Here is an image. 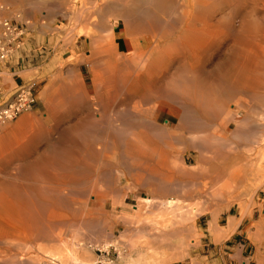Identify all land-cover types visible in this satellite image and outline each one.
Returning a JSON list of instances; mask_svg holds the SVG:
<instances>
[{
    "label": "bare ground",
    "instance_id": "1",
    "mask_svg": "<svg viewBox=\"0 0 264 264\" xmlns=\"http://www.w3.org/2000/svg\"><path fill=\"white\" fill-rule=\"evenodd\" d=\"M141 2V6L138 4L139 6L136 7H139L142 18H137V15L134 16V13L132 14V12H134V4H128L126 0L118 1L117 3L107 2L104 5L105 9H112L113 11L115 9L117 11V15L114 17L115 22L110 26V29L104 30L101 28L99 30L102 31L98 34L90 30V28L77 29L73 38L76 36H83V47L89 48L87 52L88 55L83 54L79 57L81 59L79 63L81 61H84V63L87 61L88 64L90 63L89 69L93 74L90 93H88L86 85L81 80L77 82L79 83L77 89L75 87L72 88V90L74 89L73 92L78 93V95L80 94L79 92H81L82 95L81 102L77 101L80 100V98L74 99V103H78V107L76 106V108H73L74 105H72L73 107L70 105L69 108L72 110H60L59 112L55 111L52 114L50 113L51 115H49L45 121H50L51 116L54 124L47 127L42 126L41 120H33L34 118L31 119L30 116L29 119L27 117L28 115H26L21 117V122L18 127L15 126V129L9 130L11 126H5V130L3 133L1 132L0 264H34L33 255L31 254L32 256H30L28 251L25 253L21 251L24 249L29 250L27 244L29 245L34 236L39 235V233L41 234L40 230L42 225H45L44 227L48 229L49 225L47 227V224L44 222L45 219L47 221L50 220V225H55V219L64 217V214L67 213L66 211L70 213L72 211L71 207H73V211L76 209L73 205H68V198L65 199L67 201L65 205L63 203L64 201L62 202L60 200L64 197L62 195L60 197V194L66 189L63 188L66 187L63 185L68 184V181L74 176L76 177V175H78L76 173H79L78 171L82 173L85 166L90 167L91 164L93 165L96 159L110 161L115 154H119L121 158H128V161L131 159V165L127 166L130 171L135 170L133 178L137 177L136 180L138 178H143L141 172H144V176L152 180L155 179V182H159V179L157 180L156 178L159 174H163L166 175L164 176L165 184L171 185L174 182L173 179L176 174H180L182 177L184 175L187 177L191 175V178L192 176L196 178L199 175L197 179H199L200 175H206L208 177L210 172L206 173V170L213 166V164L210 166V160L225 159V157L228 159L229 157V153H226L227 156L224 155L225 152L223 153L226 149L225 145H227V133L230 132L234 136H237L238 133L241 134L242 131L238 132V128H243L241 125L253 126L254 129L258 128L260 132L256 131V129L254 131L250 130V127V134L251 136L256 135L253 137H259L258 139L264 142V0H145V2ZM85 4L87 5V1ZM67 5L65 16L68 18L69 22L66 32L70 34L74 26L78 24L77 21L80 19L79 16L83 14V10H86L85 7L87 8L88 5L79 12L74 8L76 5L75 1L70 0ZM94 5L96 6V4ZM89 6L88 8H90ZM95 6H93V9ZM88 10L90 12L91 9ZM61 15L64 14L61 13ZM104 20H106V18ZM120 22L122 23V38L116 35V27ZM103 23L104 28H106V22ZM65 34L68 35L67 33ZM143 36H147L149 44H147V39H143ZM70 74L71 73H69V75ZM77 83L76 85H78ZM50 84L51 82L48 83L43 92L46 99L48 98L51 88ZM68 87L71 88V85ZM69 88L68 91L71 90ZM59 90L62 91L61 89ZM53 91L56 93L57 90L53 89ZM63 91L62 93L57 91L58 95L63 94ZM14 92L10 94L3 103H0V106L12 100ZM58 95L57 97H59ZM118 96L122 99V110H115L113 112L112 110H114V108L111 107V111L115 115L112 117L113 113L111 114L109 111L103 110L104 108L102 105L111 106L110 104H115L114 101L116 98H119ZM90 97L95 100V103ZM59 98L57 100H59ZM52 99L54 98L51 97V100ZM60 99L63 98L61 97ZM105 100H108L107 103H105ZM117 100L118 105L119 99ZM61 103L63 102L61 101ZM49 104L52 105V101H50ZM97 106H101L99 108L103 111L100 112V110L96 112L95 109ZM116 107L115 105V109ZM61 108H63L62 105ZM109 114L111 115L110 118ZM163 118H165L164 121H160V119ZM185 125L189 128L186 130L187 135L190 134V138H187L189 143H184L182 149L176 150V152L173 150L175 148L173 138L174 141L180 140V142L177 141V144L178 142L181 144L182 141L179 134L173 137L175 132L171 129H173L172 127L175 129H184ZM206 129H212L213 131H210L211 133L208 134L205 132ZM254 132L259 133L256 134ZM251 136H248V139L251 138L252 141L253 138ZM245 139L246 136L244 137V140ZM236 140L239 141V138ZM257 140L255 141L256 143L260 141ZM228 144L227 146L231 147L230 145L232 144L229 142ZM263 145H259L262 146L263 149L261 148V150L263 151L259 150L260 148L258 147L261 155L259 156V154H257L259 151L255 154L259 156V158L261 157L260 160L263 164H260V160L257 157H252L259 160L258 165V162H254L255 164L253 163L252 165L248 162L247 156V162L249 163L248 167L250 168V164L255 166L254 168L262 165L261 168H257L258 171L262 172L264 171ZM121 146L126 150H121ZM229 150L230 149L225 151L227 152ZM187 158L191 161L190 166H188L186 162ZM223 160L221 161L223 162ZM221 161L219 160L220 163H222ZM123 162L126 166V161L123 160ZM224 162L227 164L229 161L227 162L224 160ZM224 162L222 164H224ZM101 165L102 166H99L97 169L96 167H90L91 171H96V174L94 172L96 178L99 174L97 172L99 168L101 169L103 167L102 169H104L106 166H109V164L103 166L105 165L104 163H101ZM80 167H83L81 169L82 171L79 170ZM214 167L217 168L215 164ZM226 167L223 165L221 168H217L218 170L215 168L216 172L212 171L215 175L213 177L218 178L219 176L221 179V175L227 170ZM125 169L124 167V170ZM85 170L86 169H84V171ZM136 170H140L141 176ZM112 171L113 170H111V172ZM136 173L139 174V177L135 176ZM120 175H122V172ZM77 177L75 179H77ZM139 179L138 181L141 182ZM210 181L212 182L213 180ZM214 181L216 182V180ZM72 182L70 183L72 184ZM139 182L138 184H140ZM146 183L144 185H146ZM192 183L194 187H196H193V189L196 190L187 187L188 189L186 188V191H184V189H179L178 191V193H180L182 190L181 196L183 198H181L184 202L188 201L187 203H189V201H194L195 199L200 200V196L204 192V188L198 189L201 186H198V182L196 186L194 182ZM158 184H156L157 187ZM225 185L226 182L224 181L219 187H224ZM229 185H231L230 182ZM155 187V184H150L149 182L148 187L144 190L149 196L141 199L143 204L145 203L144 206L146 205L148 209L145 210V208V211H141V209L134 206V211H131L130 215L138 219L143 214H146V217H142L143 219H140L138 222L144 220L143 223H149L147 226L151 225L156 232L167 230L166 232L168 233L171 230L173 231L176 225L186 223L183 221H188V211L190 210L191 212L194 208L190 207V205L184 206L183 204L186 203L179 199H167L162 201L163 198L159 197V199H161V201H159L158 198L156 199L154 197L153 192L155 190H160L158 189L159 187L157 189ZM174 188L176 189L177 187ZM168 189L171 190L170 188ZM231 189L228 190V192L232 191ZM35 190L42 193L44 192L43 194L47 198L48 195L46 194L51 192L54 196V200H52L51 197L49 201L41 199L45 201L44 204L36 206L34 202L35 198L34 200L32 199L33 196H35L33 195ZM254 191L256 190L254 189ZM226 192L227 191H225V194ZM234 192L236 191L233 190V193ZM231 193L232 192H230V194ZM99 194L94 193V196L98 198L97 200L102 202V197L99 196ZM162 194L164 193H160V195ZM215 194H217L216 190ZM178 196L180 195L178 194ZM68 197L71 198L70 196ZM213 197L214 195L212 198ZM74 200L72 199L70 202L72 203ZM210 200L212 199L210 198ZM236 201L234 200L233 203L231 202L232 204L230 203L229 206L234 205L242 216V214L244 215L243 210H245V207L241 201ZM217 202L219 201L217 200ZM75 203L76 201H74L73 204ZM221 204L219 202L216 208L220 207L219 205ZM82 205L83 204H81V206ZM227 205L225 206L227 207ZM69 206H71V209L69 208L70 211L68 209ZM125 209H128V207H125ZM156 211H159V214L156 213ZM160 211H162V213ZM199 211L197 212L200 213ZM80 212L81 211H79V213ZM82 212V216H80L83 218L85 215L89 214L84 213V211ZM79 213L75 214L78 215ZM72 214L74 215V219H77L75 218L77 216L74 212H71L70 216H73ZM83 214L85 215L83 216ZM150 214L153 215L149 216ZM211 214L209 230L212 236L217 239V236L221 233H225L224 231L228 228L220 227L215 223L217 215L216 209ZM123 215L122 217L118 216L120 221L121 218L125 220L126 216L125 214ZM65 217L68 216L66 215ZM190 217H192L190 219L192 220L193 216ZM61 218L59 220H61ZM136 220L133 218V223ZM51 221L53 223H51ZM129 221H131V219H129ZM229 221H233V218ZM68 222L69 221H67V223ZM85 223L81 222L83 225ZM57 224L60 223L57 222ZM139 224L142 225V222ZM228 224L230 226L231 223L228 222ZM256 224L255 227L253 226V230L258 233L261 230H259L260 228H258ZM232 225L234 224L232 223ZM233 231L234 230H232V232ZM135 232L137 234V231ZM135 232L133 234H135ZM141 233L143 232L141 231ZM151 233L153 236L155 235L154 232ZM133 234H131V236ZM258 234L256 236H259ZM178 235H180V233ZM251 235H253V233H251ZM135 237H138V235ZM139 237V239H142L141 235ZM131 241L132 240H130V242ZM127 242L129 244V241ZM131 243L129 245L127 244L128 246L131 245L129 247L130 252L127 255L124 253L127 256V264L162 263L159 258L160 261H158L156 254H150L148 249L144 248L141 244ZM29 247L31 248L32 246L29 245ZM112 247L111 244L106 243L99 248L108 251L111 250ZM114 247L118 255L123 256L118 247ZM39 248L40 246L36 249ZM39 252L43 254L42 250H39ZM66 252L67 251H65V253ZM45 253L42 257L44 259L49 258L50 261L55 262L65 258L60 259L61 257L59 255L56 256L55 253L51 254L52 252L48 253L45 251ZM68 253L70 255L71 264H96L97 257H93L90 261L86 260L91 257V254L87 251L81 256H77V253L73 250H69ZM68 253L66 254L68 255ZM35 259L37 260V258ZM61 262L65 264L63 260ZM41 263L45 264V262L42 261ZM116 264L119 263L116 261Z\"/></svg>",
    "mask_w": 264,
    "mask_h": 264
},
{
    "label": "rangeland",
    "instance_id": "2",
    "mask_svg": "<svg viewBox=\"0 0 264 264\" xmlns=\"http://www.w3.org/2000/svg\"><path fill=\"white\" fill-rule=\"evenodd\" d=\"M14 1L15 2L17 1V2L15 3ZM68 1H70V0H34V1L33 0H0V2H1L0 3V16L8 18V19L15 21V22H23V23L27 24L26 25L27 26V32L23 38L21 51L23 52L22 54L26 53L28 56H33L32 64L28 65L29 67H26L23 70H18L15 72H11V70L8 69L5 64L0 62V103H3L7 99V97L10 94H12L18 88V86H20L22 84H33V92L35 94V102L31 106L30 109L21 112L16 118H14L10 121H4V122L0 123V126H1L0 127V134H1V132L3 133V131L5 130V128H4L5 126H8V127L11 126L12 128L10 127L9 130L15 129V126L18 127L19 123L21 122V117L26 116V115H28L27 117L29 119L31 117V119L34 118L33 120H35V119L41 120L42 121L41 124L43 127L53 125L54 121H53L51 116H50V121H45V120H47V117H49V115H51L55 111L59 112L60 110L61 111L72 110L69 108L70 105L71 106L74 105V107L72 106L73 108H76V106L77 107L79 106V105H77L78 103L77 104H76V102L74 103V99L80 98V100H77V101L81 102V98H82L81 92H79L80 94L78 95V93L73 92L74 89L72 90V88L75 87L77 89L79 87V83H77V82H79L80 80L86 85L88 93L91 92V83H92L91 81H92L93 74L89 69L90 63L88 64L87 61H85V63H84V61L83 62L81 61L79 63V61L81 60L79 57L83 54L88 55L87 52L89 51V48L83 47V40H84L83 36H80V37L76 36L74 38H73V36L76 34L77 29H79V28H84V29L90 28V30H93L97 34L102 31V30L101 31L99 30L101 28L104 30H107L108 28L110 29V26H112L113 22H115L114 17L117 15V11L115 9H114L115 12L112 9H105L104 5L107 2L117 3L118 1H123V0H110V1L109 0H71V1H75L76 5L74 6V8L78 12L81 11V9H83L87 5L88 6L90 5L89 6L90 8H88V6H87V8L85 7V9L87 11L83 10L84 11L83 14L81 16H79L80 19L77 21L78 24H76V26H74V29H73V31H71L70 34L68 32H66L68 30L67 26H68L69 20L65 16V9L68 6L67 5ZM86 1H87V5L85 4ZM127 1H128V4H131V3L134 4L133 5L134 6L133 7L134 12H132V14L134 13V16L137 15L136 16L137 18H140V17L142 18V16H141L142 13L140 12L139 7H136V6H139V5L141 6V4H142L141 1L145 2V0H140V1L139 0H126V2ZM94 4H96V6ZM93 6H95L94 9H93ZM88 9H91L90 12ZM135 10H139V11H135ZM61 13L64 15H61ZM107 14H109V15H107ZM104 17L106 18V20H104L105 19ZM108 17H109V19H108ZM100 21H102V22H100ZM103 22H106L105 25H107L109 27L106 26V28H104ZM98 23H100V24H98ZM94 24L96 25V27ZM100 25H101V27H100ZM119 25L116 27V35H119L120 38H122L123 37L122 32H121L122 23L120 22ZM89 26H91V27H89ZM65 33H67L68 35H66ZM143 39H147L146 40L147 44H149L147 36H143ZM75 65H76V67H75ZM69 73H71V74L69 75ZM72 74H76V75H72ZM55 78H56V80H55ZM74 79H75V84H74ZM10 80H11V82H10ZM49 82H51V84H50L51 88H50V91L48 94V98H50V99H48V98L46 99V97H44V95H43V92H44L45 87L48 85ZM76 83L78 85H76ZM70 85H71V88L68 87ZM68 88L72 90L73 94L71 93V90L68 91ZM53 89L57 90L60 93H62V91L64 90L63 94L66 93L65 95H68V94L69 95L68 96H65L63 94L58 95V92L56 91V93H55V91H53ZM59 89H61L62 91H60ZM42 95L44 98L42 97ZM57 95L60 98L62 97L63 99H60L59 97H57ZM51 97L54 98L55 100L54 99L51 100ZM68 97H70V98H68ZM118 97L119 98H116V100L119 99L118 105H117L118 100H117V102L115 100L114 101L115 104L112 103V104H110L111 106H107L104 104V105H102L104 109L103 108L102 109L109 111L111 114L115 110L116 111L122 110V104H121L122 99L120 96H118ZM58 98H59V100H57ZM91 99L93 100V98H91ZM49 100L52 101V105L49 104L50 103ZM60 100L63 103H61ZM93 101L95 103V100H93ZM107 101L108 100H105V103H107ZM109 101H111V100H109ZM71 103H74V104H71ZM61 105L63 106L64 109L61 108ZM115 105L117 106L116 109H115ZM118 106H119V108H118ZM99 107H101V106H97V108L95 109L96 112H99L101 110V108H99ZM111 107L114 108V110H112ZM59 108H61V109H59ZM103 110H101L100 112H102ZM114 116L115 115L113 113L112 117H114ZM110 117H111V115L109 114V118ZM164 119L165 118L160 119V121H164ZM186 126L187 125L184 126L185 127L184 129L183 128H176L175 129L174 127H172L173 129H171L172 131H174L176 133V135H175V133L173 134V137L178 136L177 134H179L180 135L179 137H181V141H182L181 142L182 146H181V144H179L180 140H177V141H179L177 144V141H174V138H173V144L175 145L174 146L175 148L173 149L174 151H176V150L178 151V150L182 149L184 143H189L187 138H190V136H189L190 134L187 135V131H186L189 128ZM241 126H243V128H241V127L238 128L239 129L238 132L242 131L241 134L238 132L237 133H238V135L240 134L242 136L239 135L240 136L239 137L238 135L234 136L230 132H229L230 135H229V133H227V135H228V136H226L227 145H229L228 142L232 145H230L231 147L225 145V147H226L225 150H228V149H230V150L226 152L224 150V148H225L224 147L223 153L225 152L224 155H226V153H229L228 156L230 158L229 157H228V159L226 157H225V159L224 158H221V159L218 158L220 161L224 159L225 161H227V162L229 161V162L226 164L223 160L224 164H222L223 163L222 161H221L222 163H220L219 160L216 159L217 160L216 161L215 159H212V160H210V166L212 164H213V166H211L210 169L208 168L206 170V173L207 172L212 173V171L216 172V170H215L216 167H214V164H215V166H217L218 169L221 168L223 165H224V167H226V165H227L226 169L228 171L226 170V172L223 175H221V179L219 178V176H218V178L213 177V176H215L213 173L212 174L209 173L208 177L206 175H200L199 179H197L199 175L198 176L194 175L197 177L194 178L192 176V178H191V175H189L190 177L189 176L187 177L185 175H184L185 177L184 176L182 177L180 174H176L174 179H173L174 182L170 185V184H165V181H164L165 177L164 176H166V175H163V174L160 175L159 174L160 176L158 175L156 178L157 180L159 179V182L158 181L155 182V179L154 180L149 179L146 176H144L145 175L144 172H141L143 178H141L142 180L138 178L141 181V182H139L138 179L136 180L137 177L133 178V176L135 174V170L134 171L132 170L133 171L132 172L129 170V167L127 166V165H129V166L131 165V162H130L131 159H130V161H128L127 160L128 158L127 159H125L124 157L121 158L119 156V154H115L114 157L110 161L104 160V159L103 160H97L96 159V161H94V163L92 162L93 165L91 164L90 167H96V169L99 166H102L101 163L105 164L103 166H106V164H109L108 167L107 166L105 167L107 169H105V168L102 169L103 167L101 168L102 170L100 168H99L100 170L98 169L97 172L99 174L97 175V178L95 175L96 171H94V170L91 171V168L89 166L84 165L85 168H83L84 166L80 167L79 170H81L83 168V172H82L83 175L80 171H78L81 174L76 173V174H78V175H76V177L81 175V176H79L80 178L77 177V179H75L76 177L74 176L75 178L73 177L71 180H69L68 184L63 185V186H66V187H63V188H66L65 190L63 189L65 191V193L63 191L60 194V197H61V195L65 197V198L63 197L60 199L62 202L64 201L63 202L64 205L67 204V201L65 199L68 198L67 199L69 202L68 205H71V206L73 205L76 208L73 211V207L69 206L68 209L70 207L72 208L71 212H74V214H75V213H79V211H81L78 215L75 214L77 216L75 218H77V219H74L73 214H72L73 216H70L71 212L69 213L68 211H66L67 213L64 214V217H62V218L60 217L61 220H59L60 218L55 219V221L53 220L55 222V225L54 224L50 225V223H49L50 220L47 221L45 219L44 222L47 224V227L49 225L48 229H46V227H44L45 225L44 226L42 225V227H41L42 231L40 230L41 234L39 233V235H37L38 234L37 233L36 234L37 236L33 235L34 237L32 238V241L30 242L31 244L29 243V245H31L32 247L30 248L29 245L27 244L29 250L24 249L21 252L25 253L26 251H28V254L30 256L33 255V257H34L33 263L34 264H44V263H41V261L45 262V264H54V263L55 264H61L62 260L64 261L65 264L68 262H69L68 264H71L70 263V255L68 253L69 250L75 251V253H77V256L83 255V253H85L86 251L89 252L91 254V257L89 259H86V260L90 261V260H92L93 257L94 258L96 257V253H97L96 249L99 248L100 246L108 243V244H111L113 247L114 246L118 247L120 252L123 254V256H121V255L119 256L118 254L114 253L113 249L111 248L112 249L111 254L113 255V257L116 258V261L119 264H127V256L126 255L130 252L129 247L131 246V245L130 246H128V245L131 242H133V243L141 244L144 248L148 249V252L150 254H156L157 259L159 258L161 260V262H162L161 264H208L210 259H212V258H210L209 255L208 256H205V255L208 254L207 250L210 249L214 244L225 243L226 245H228V248L230 249L231 247H233L235 245V243L241 242V243L245 244L244 249H246V251L244 252V257H241L239 260L230 259L227 262V264H242V262H244V263L247 262L250 259V255H251V245L250 244L246 245V243L249 240H251V233H252L253 228L255 227V224H256L254 222V219L257 215H259L260 213H262V211H264V171L262 172V171L257 170V168L258 167L261 168L262 165L257 166L256 168H254L255 166H252L254 162H258L261 159V157L259 158V156L261 155L259 150H261L262 146H259V145H263L264 142L261 141L260 139H258L259 137H257V138L253 137L256 135L251 136V134H250V131H249L250 127H251L250 130H253V131L255 129H256V131H259L258 128L254 129L253 126H249V125H247V126L241 125ZM244 128H245V130H244ZM246 129H247V132H246ZM210 131H213V130L212 129H206L205 130V132H207L208 134L211 133ZM259 132H254V133L258 134ZM245 136H246V139L244 140ZM248 136L249 137L251 136L254 140L258 139L260 141L258 143H256L255 142L256 140L254 141L253 139L251 141V138L248 139L249 138ZM235 138L236 139L239 138L240 142L238 140H236ZM247 139L249 140V143H248ZM237 144H238V146H237ZM263 147H264V145H263ZM234 148H235V150H234ZM120 149L126 150L122 146ZM261 151H263V150H261ZM256 152H258L257 154H259V156L255 155ZM247 156H248V160H249L248 162H250L252 164V165L251 164L249 165L250 168L248 167L249 163L247 162ZM252 157H257L259 160L252 158ZM99 159H100V157H99ZM253 159H254V161H253ZM120 160H122V161H120ZM123 160L126 161L125 162L126 166L124 165ZM105 161H108V162H105ZM186 162H187L188 166H190L191 161L188 158H187ZM258 164H259V162L257 163V165ZM260 164H263V162H261V160H260ZM243 166H247V167H243ZM124 167L126 168L125 169L126 171L124 170ZM109 168H110V170H109ZM127 168H128V170H127ZM237 168H239V169H237ZM245 168H249L250 171H249V169H245ZM84 169H86L87 171L86 170L84 171ZM255 169L257 170V172ZM111 170H113V171L111 172ZM100 171L102 174L100 173ZM106 171H108V172H106ZM136 171L139 172L140 170H136ZM251 171H255V172H251ZM94 172H95V174H94ZM121 172H122V175H120ZM141 173L139 172L140 176H141ZM137 174L138 173H136L135 176L139 177V174L138 175ZM84 176H86V177H84ZM237 177H238V179H237ZM211 178H214V179H211ZM182 179H184V180H182ZM210 180H213V181L216 180V182L215 181L211 182ZM217 180H218V182H217ZM232 180H233V182H232ZM148 181L150 182V184H155L156 189L159 187L158 189L160 191L155 190L153 192L154 197L156 199L158 198L159 201H161V199H159V197H160V198H163L162 201L167 200V199H174V200L179 199L180 201L184 202L182 199L183 197L181 196V191L183 189H184V191H186L189 187H190L189 189H193L194 185L192 182L195 183V186L197 185V182H198L199 183L198 186L201 185L198 189L204 188L203 190L206 193H204L202 191L203 194L200 196L201 197L200 200L195 199L194 201H189V203H187L188 201H186V202H184L186 204H183L182 202H180L184 206L190 205V207L194 208L193 210H191L192 213L190 212V210L188 211L189 212L188 221L187 220L183 221L186 223L176 225L174 227L173 231L171 230L168 233L166 232L167 230L162 231V232L161 231L156 232V230H154L151 225H148L149 227L147 226V224H149V223H147V222L143 223L144 220L140 221V222H142V225L139 224L140 222H138V221L140 219H143L144 217H146V214H143L138 219L135 217H131V215H130L131 211H134V209H133L134 206L141 209V211L142 210L145 211L148 209L146 207V205L144 206L145 203L143 204V202L141 201L142 198H147L149 196L144 191L148 187V183H149ZM224 181L226 182V185L224 187H219L221 184L224 183ZM70 182H72V184ZM138 182L141 185L138 184ZM229 182L231 185H229ZM145 183H146V185H144ZM200 183H202V184H200ZM156 184H158V187ZM217 184H218V186H217ZM90 185H91V187H90ZM167 185L170 187H168ZM131 186H132V188H131ZM160 187H162L163 190ZM174 187H177V188L175 189ZM74 188H76V189H74ZM168 188H170L172 190V192ZM194 188H196V187H194ZM231 188H233V189H231ZM179 189H182L180 191V193H178ZM230 189L232 191L228 192V190H230ZM254 189L256 191H254ZM193 190H196V189H193ZM215 190H216L217 194H220V193L223 194V195L220 194L221 198H220V195L215 194ZM233 190L236 191V192H234L235 194L233 193ZM91 191L93 194L91 193ZM156 191H157V193H156ZM225 191H227L226 194H225ZM230 192H232V193L230 194ZM33 193L32 194L35 195L36 197L32 195L33 196L32 199L34 200V198H35L34 202H35L36 206L44 204V202L47 200L49 201L50 197L52 198V200H54V196L51 192L50 193L52 195L50 193L46 194V192H45V194L48 195V198L46 196H44V194H43L44 192L42 193V192H38L37 190H35V192H33ZM69 193H72V194L74 193L73 194L74 196L72 194H69ZM94 193L95 194L100 193L99 196L102 197V199H101L102 202L97 200L98 198L94 196ZM160 193H164V194L160 195ZM178 194L180 196H178ZM204 194H205V196H204ZM229 194L232 196H230ZM71 195H72V197H71ZM213 195H214V197L212 198ZM68 196H70L73 200L75 199L74 201H76V203L73 204L74 201L71 203L70 201H72V199L69 198ZM209 197L212 200H210ZM112 198H114V199H112ZM41 199H43L45 201H42ZM76 199H78V200H76ZM88 199H89V201H88ZM123 199H124V201H123ZM217 200L220 202V204L222 203L221 205H219L220 207H218V208H216V206L219 204V202H217ZM234 200L235 201L237 200L236 202L241 201V203H243V205L245 207L244 208L245 210H243L244 215L242 214V216H241L239 211L237 210V208L234 205L229 206V204L231 202L233 203ZM112 202H114V203H112ZM192 202H193V204H192ZM199 202H200V204H199ZM223 202H225V203H223ZM81 204H83L82 205L83 207L81 206ZM191 205H194V206H191ZM225 205H227V207ZM125 207H128V209H125ZM70 209H69V211H70ZM195 209H197V210H195ZM200 209L202 210V212ZM215 209L217 210L215 223L218 226L225 227V224H226V221L228 218H236L237 223H238V224H236V227H234V231L231 232L228 236H226L223 239V241H214L212 236H211L212 234L209 230V222H210L211 216H212L211 213ZM76 211H78V212H76ZM82 211H84V213H86V214L89 213L88 215H90V216L83 214V216L84 215L86 216V219H85V216H84V218L81 217L82 216L81 213H83ZM197 211H199L200 213H198ZM158 212L156 211V213H158ZM160 212L162 213V211H160ZM163 213H164V211H163ZM123 214H125L126 218H125V220L123 218H121V221L122 222L124 221L125 223L124 222L122 223L120 221V218H118V216L119 217L124 216ZM66 215L68 217H65ZM152 215L153 214H150L149 216H152ZM190 216H193L192 220H190L192 218ZM72 217H73V220H72ZM78 217H80V218H78ZM133 218L135 220L137 219L136 221H134V223L132 221ZM129 219H131V221H129ZM67 221H69V222L67 223ZM77 221H78V223H77ZM243 221H245L246 223L248 222L249 224L246 227H243V228L239 227L238 229H236L238 227V225L240 223H242ZM57 222H59L60 224H57ZM81 222H83V223L86 222L85 223L86 225L81 224ZM128 222L129 223L132 222V223L129 224ZM51 223H53V222L51 221ZM63 223H66V224H63ZM180 229H182L183 231ZM134 230L137 231V234ZM121 231L122 232L124 231V232L122 233ZM141 231L143 233H141ZM148 231H150V232H148ZM180 231H182V232H180ZM134 232H135V234H133ZM151 232H154L155 235L153 236V234ZM178 232L180 233L181 236L178 235L179 234ZM237 232H238V234L241 233L243 235H235ZM244 232H246V235L244 234ZM131 234H133V235L131 236ZM137 235H138V237L141 235L142 239H139L140 237L139 238L135 237ZM175 235H177V236H175ZM150 236L151 237L153 236V237L151 238ZM35 237H37V238H35ZM58 238H59V240H58ZM119 239H121V240H119ZM242 239L245 242L242 241ZM130 240H132V241L130 242ZM127 241H129V244ZM34 242H35V244H34ZM37 245L40 246L39 249H36L38 247ZM118 249H116V250H118ZM123 249H124V251H123ZM39 250H42L43 254L45 253V251H47L48 253L52 252L51 254L55 253L56 256L59 255L61 257L60 259H62L64 257L66 259L65 258L62 260L59 259L60 261H55V262L50 261L49 258L44 259L42 257L43 254H41V252H39ZM43 250H44V252H43ZM65 251H67L66 253H68V255L65 253ZM35 256H38V257H35ZM35 258H37V260ZM159 259H158V261H160ZM47 260L51 263H49ZM67 260H68V262H67ZM158 263H160V262H158ZM151 264H154V263H151ZM215 264H219L218 260Z\"/></svg>",
    "mask_w": 264,
    "mask_h": 264
},
{
    "label": "built area",
    "instance_id": "3",
    "mask_svg": "<svg viewBox=\"0 0 264 264\" xmlns=\"http://www.w3.org/2000/svg\"><path fill=\"white\" fill-rule=\"evenodd\" d=\"M26 25V23L15 22L0 16V62L3 64H9L11 60H16L17 65L21 67H29L28 65L32 64L33 56L22 54L21 51L23 38L27 32ZM34 102L33 84L18 86L12 95V100L0 106V123L14 119L22 111L30 109ZM112 249L114 253L118 254L115 247ZM111 250L97 248L96 264H116V258L111 254Z\"/></svg>",
    "mask_w": 264,
    "mask_h": 264
},
{
    "label": "crops",
    "instance_id": "4",
    "mask_svg": "<svg viewBox=\"0 0 264 264\" xmlns=\"http://www.w3.org/2000/svg\"><path fill=\"white\" fill-rule=\"evenodd\" d=\"M26 64H28V62H26ZM6 67L9 68L11 70V72L23 70L26 68V67L18 66L16 60H11L9 62V64H6ZM228 219L232 220V218H228ZM228 219L226 221L225 227H227L230 231L227 229L226 231H228V232L224 231L226 234L221 233L219 236H217V239L211 235L214 241H223V239L226 236H228L232 232V230H234L233 228L235 227V224H237L236 218H233V221H229ZM228 222L231 223L230 226H229ZM254 222L257 223L256 225L258 228H260L259 230H261V231L258 232L260 234L256 233L255 230L252 231L253 235H251V240H249L246 243V245H249V244L251 245L250 259L245 263L242 262V264H264V239H262V238H264V236H263L264 235V232H263V230H264V223H263L264 222V211H262V213H260L259 215H257L255 217ZM232 223L234 225H232ZM248 224H249L248 222L246 223L245 221H243L242 223H240L238 225V227L236 229H238L239 227H241V228L246 227ZM262 228H263V230H262ZM244 234L246 235V232H244ZM257 234L259 236H256ZM235 235H243V234H241V233L238 234V232H237ZM253 236H255V237H253ZM258 237H259V239H258ZM242 241H244V240L242 239ZM244 247H245V244H243L241 242L235 243V245L233 247H231L230 249L228 248V245H226L225 243L214 244L210 249L207 250L208 254L205 256L209 255L210 258H212V259H210L208 264H215L217 262V260H218L219 264H227V262L230 259L239 260L241 257H244V252L246 251V249H244Z\"/></svg>",
    "mask_w": 264,
    "mask_h": 264
}]
</instances>
